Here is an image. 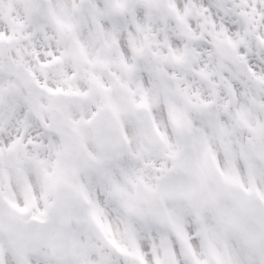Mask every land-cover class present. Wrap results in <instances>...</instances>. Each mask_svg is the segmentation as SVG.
<instances>
[{"label":"snow or ice","instance_id":"obj_1","mask_svg":"<svg viewBox=\"0 0 264 264\" xmlns=\"http://www.w3.org/2000/svg\"><path fill=\"white\" fill-rule=\"evenodd\" d=\"M0 264H264V0H0Z\"/></svg>","mask_w":264,"mask_h":264}]
</instances>
